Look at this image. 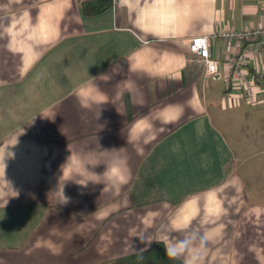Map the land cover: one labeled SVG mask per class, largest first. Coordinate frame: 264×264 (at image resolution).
Here are the masks:
<instances>
[{
    "label": "crops",
    "instance_id": "0c3cea01",
    "mask_svg": "<svg viewBox=\"0 0 264 264\" xmlns=\"http://www.w3.org/2000/svg\"><path fill=\"white\" fill-rule=\"evenodd\" d=\"M82 1L0 0V264H99L188 233L208 238L202 264H264V39L221 34L264 26V0H181L159 30L143 0ZM237 47L258 103L225 85ZM101 75L109 103L82 108ZM121 161L118 189L92 182Z\"/></svg>",
    "mask_w": 264,
    "mask_h": 264
},
{
    "label": "clouds",
    "instance_id": "9594fccd",
    "mask_svg": "<svg viewBox=\"0 0 264 264\" xmlns=\"http://www.w3.org/2000/svg\"><path fill=\"white\" fill-rule=\"evenodd\" d=\"M119 3L121 7L127 8L129 0H119ZM143 3L148 5V10H146L144 15L140 18V24L159 30L169 26L168 17L172 14V12L178 11L181 0H143ZM162 8L166 11L162 12ZM104 76L105 75L90 77L88 82L76 90L75 95L82 108L90 109L91 107L96 106L101 110V105L109 103L107 95L101 91L98 83ZM121 83L116 86L119 87ZM99 115L100 111L97 119L99 118ZM4 160L5 157L3 158L5 179L6 165ZM124 163L125 162L121 161L110 165L106 164V170L103 174L96 175L92 173L94 176L99 178L97 181L92 182L102 183L104 185L103 191L108 190L109 186L118 189L120 185L126 182L124 175ZM5 181L7 180L5 179ZM87 182L79 184L87 187ZM7 183L9 184L8 181ZM62 203H67V198L64 196ZM183 220L188 221V216L183 215ZM207 242L208 238L206 235L200 236L188 233L184 238L177 240L172 247H168L166 245V254L173 259L183 258L182 264H202L203 254L206 250ZM140 251L142 252L143 249Z\"/></svg>",
    "mask_w": 264,
    "mask_h": 264
},
{
    "label": "built area",
    "instance_id": "2783aa9c",
    "mask_svg": "<svg viewBox=\"0 0 264 264\" xmlns=\"http://www.w3.org/2000/svg\"><path fill=\"white\" fill-rule=\"evenodd\" d=\"M221 34L227 39H264V26L244 30L224 29ZM249 46L251 47V45ZM189 51L197 57L208 75L218 74V61L211 56L209 51V37L206 35H195L191 37L189 41ZM247 55L246 49L237 47L229 58V69L224 74V82L228 89L232 87L238 88L242 92L246 102L255 104L261 100V89H258L253 78L246 75L244 65Z\"/></svg>",
    "mask_w": 264,
    "mask_h": 264
},
{
    "label": "trees",
    "instance_id": "16d2710c",
    "mask_svg": "<svg viewBox=\"0 0 264 264\" xmlns=\"http://www.w3.org/2000/svg\"><path fill=\"white\" fill-rule=\"evenodd\" d=\"M111 5L110 0H84L80 3L81 9L86 15L100 13ZM165 244L161 240H154L150 246L142 252H135L118 256L99 264H182L180 258L173 259L166 254Z\"/></svg>",
    "mask_w": 264,
    "mask_h": 264
},
{
    "label": "rangeland",
    "instance_id": "374dc122",
    "mask_svg": "<svg viewBox=\"0 0 264 264\" xmlns=\"http://www.w3.org/2000/svg\"><path fill=\"white\" fill-rule=\"evenodd\" d=\"M116 258V257H115ZM114 259V258H113ZM111 260V259H110ZM109 261V260H108Z\"/></svg>",
    "mask_w": 264,
    "mask_h": 264
}]
</instances>
